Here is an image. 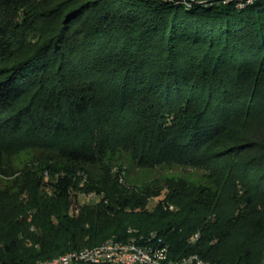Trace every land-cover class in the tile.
<instances>
[{
    "label": "trees",
    "instance_id": "1",
    "mask_svg": "<svg viewBox=\"0 0 264 264\" xmlns=\"http://www.w3.org/2000/svg\"><path fill=\"white\" fill-rule=\"evenodd\" d=\"M27 150L50 159L0 190V264L128 229L174 255L261 264L264 0H0V175ZM118 153L202 181L129 190L108 164ZM74 190L98 200L71 213Z\"/></svg>",
    "mask_w": 264,
    "mask_h": 264
},
{
    "label": "rangeland",
    "instance_id": "2",
    "mask_svg": "<svg viewBox=\"0 0 264 264\" xmlns=\"http://www.w3.org/2000/svg\"><path fill=\"white\" fill-rule=\"evenodd\" d=\"M247 6V5H246ZM246 6L242 7L245 8ZM236 9H242L237 8ZM51 157V156H50ZM49 154L40 150H27L17 155L4 158L7 175H0V190L7 187L16 189L28 169H37L45 165ZM52 158V157H51ZM50 159V158H49ZM53 159V158H52ZM111 172L118 174V181L129 190L140 191L145 187H156L164 184L169 179H184L192 183L202 181L203 172L201 169L184 168L180 166L162 165L154 168H139L135 166L129 156L125 153H118L110 158ZM101 165L88 167L89 175L95 179L101 176ZM161 197V196H160ZM158 198L149 200L148 207L151 208ZM98 196L94 192L82 193L75 191L71 195L70 212L75 213L82 204H94Z\"/></svg>",
    "mask_w": 264,
    "mask_h": 264
},
{
    "label": "bare ground",
    "instance_id": "3",
    "mask_svg": "<svg viewBox=\"0 0 264 264\" xmlns=\"http://www.w3.org/2000/svg\"><path fill=\"white\" fill-rule=\"evenodd\" d=\"M173 4H184L190 5V0H165ZM203 2L206 0H198ZM232 1L237 8H242L246 5L252 4L261 0H222V3ZM128 235L126 237L120 238L116 236H110L106 238L102 243L92 247H84L78 250L68 251L64 254L58 255L52 259L48 260H39L33 264H84L88 261V264H99L107 263V258H115V251H121V249H126L128 245H131L132 242L142 241L143 235H136L131 232V229L127 230ZM138 252H146V244H137ZM103 252V253H99ZM192 260H196V264H211L210 261L202 258L201 256L189 253L186 255H174L170 250H165V256L161 258L160 264H194ZM142 264H155L152 259H145L142 261ZM264 264V251L262 252V262Z\"/></svg>",
    "mask_w": 264,
    "mask_h": 264
},
{
    "label": "built area",
    "instance_id": "4",
    "mask_svg": "<svg viewBox=\"0 0 264 264\" xmlns=\"http://www.w3.org/2000/svg\"><path fill=\"white\" fill-rule=\"evenodd\" d=\"M197 238L198 234H193L188 240L189 242H194ZM137 244H146V252H138ZM165 250H170L167 243L161 239L147 237L143 238L142 241L132 242L126 249L115 251V258H107V263L99 264H142L145 259H152L155 264H160L161 258L165 256ZM65 259H68V257H65ZM63 261L61 264H63ZM192 263L196 264V260H192ZM84 264H88V261Z\"/></svg>",
    "mask_w": 264,
    "mask_h": 264
},
{
    "label": "water",
    "instance_id": "5",
    "mask_svg": "<svg viewBox=\"0 0 264 264\" xmlns=\"http://www.w3.org/2000/svg\"><path fill=\"white\" fill-rule=\"evenodd\" d=\"M191 1V4H196L197 3V0H190ZM222 1V0H221Z\"/></svg>",
    "mask_w": 264,
    "mask_h": 264
}]
</instances>
